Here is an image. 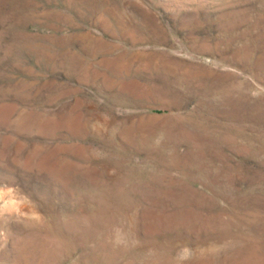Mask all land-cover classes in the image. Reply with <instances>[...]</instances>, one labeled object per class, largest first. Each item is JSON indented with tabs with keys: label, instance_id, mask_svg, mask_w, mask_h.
Listing matches in <instances>:
<instances>
[{
	"label": "rangeland",
	"instance_id": "1",
	"mask_svg": "<svg viewBox=\"0 0 264 264\" xmlns=\"http://www.w3.org/2000/svg\"><path fill=\"white\" fill-rule=\"evenodd\" d=\"M0 264H264V0H0Z\"/></svg>",
	"mask_w": 264,
	"mask_h": 264
}]
</instances>
